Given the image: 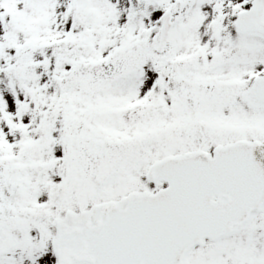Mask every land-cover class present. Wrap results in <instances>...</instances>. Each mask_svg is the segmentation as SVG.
Returning <instances> with one entry per match:
<instances>
[{
    "label": "snow or ice",
    "instance_id": "snow-or-ice-1",
    "mask_svg": "<svg viewBox=\"0 0 264 264\" xmlns=\"http://www.w3.org/2000/svg\"><path fill=\"white\" fill-rule=\"evenodd\" d=\"M0 264H264V0H0Z\"/></svg>",
    "mask_w": 264,
    "mask_h": 264
}]
</instances>
